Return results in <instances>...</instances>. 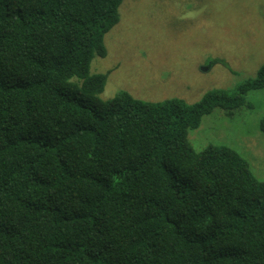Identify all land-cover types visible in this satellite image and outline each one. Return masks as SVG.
<instances>
[{"label":"trees","instance_id":"16d2710c","mask_svg":"<svg viewBox=\"0 0 264 264\" xmlns=\"http://www.w3.org/2000/svg\"><path fill=\"white\" fill-rule=\"evenodd\" d=\"M122 1L0 0V264H264V181L188 140L264 89V63L190 105L103 101L90 65Z\"/></svg>","mask_w":264,"mask_h":264},{"label":"rangeland","instance_id":"374dc122","mask_svg":"<svg viewBox=\"0 0 264 264\" xmlns=\"http://www.w3.org/2000/svg\"><path fill=\"white\" fill-rule=\"evenodd\" d=\"M119 22L104 37L106 56L91 74L109 72L100 99L125 91L144 102H198L212 90L235 94L264 63V0H123ZM227 63L209 67L210 60ZM204 69H207L204 71ZM231 117L216 108L189 130L195 151L226 146L264 181V89Z\"/></svg>","mask_w":264,"mask_h":264},{"label":"water","instance_id":"95a60500","mask_svg":"<svg viewBox=\"0 0 264 264\" xmlns=\"http://www.w3.org/2000/svg\"><path fill=\"white\" fill-rule=\"evenodd\" d=\"M207 69H204V71H206Z\"/></svg>","mask_w":264,"mask_h":264}]
</instances>
